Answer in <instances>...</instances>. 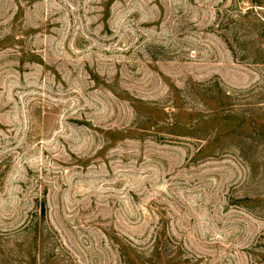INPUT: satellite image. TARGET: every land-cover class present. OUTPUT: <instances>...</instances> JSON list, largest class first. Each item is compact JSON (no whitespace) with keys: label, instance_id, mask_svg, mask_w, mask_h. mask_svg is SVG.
I'll return each instance as SVG.
<instances>
[{"label":"rangeland","instance_id":"1","mask_svg":"<svg viewBox=\"0 0 264 264\" xmlns=\"http://www.w3.org/2000/svg\"><path fill=\"white\" fill-rule=\"evenodd\" d=\"M0 264H264V0H0Z\"/></svg>","mask_w":264,"mask_h":264}]
</instances>
